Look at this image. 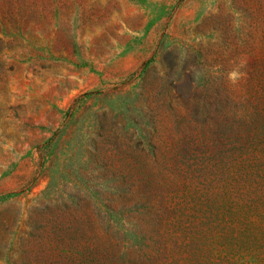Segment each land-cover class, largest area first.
<instances>
[{"label":"rangeland","instance_id":"1","mask_svg":"<svg viewBox=\"0 0 264 264\" xmlns=\"http://www.w3.org/2000/svg\"><path fill=\"white\" fill-rule=\"evenodd\" d=\"M0 264H264V0H0Z\"/></svg>","mask_w":264,"mask_h":264}]
</instances>
